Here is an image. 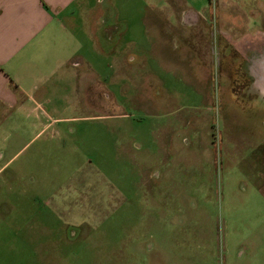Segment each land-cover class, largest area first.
I'll return each mask as SVG.
<instances>
[{
    "label": "rangeland",
    "instance_id": "obj_1",
    "mask_svg": "<svg viewBox=\"0 0 264 264\" xmlns=\"http://www.w3.org/2000/svg\"><path fill=\"white\" fill-rule=\"evenodd\" d=\"M110 2L118 31L103 65L91 53L106 81L91 112L69 109L61 136L45 105L7 130L38 152L46 188L13 193L0 264H264V87L251 61L264 0ZM86 159L97 210L73 193Z\"/></svg>",
    "mask_w": 264,
    "mask_h": 264
},
{
    "label": "crops",
    "instance_id": "obj_2",
    "mask_svg": "<svg viewBox=\"0 0 264 264\" xmlns=\"http://www.w3.org/2000/svg\"><path fill=\"white\" fill-rule=\"evenodd\" d=\"M104 2L105 0H0V136L2 134L4 140H7L6 133L10 132L8 129L16 127L20 132L23 131L24 125L18 119L45 110L44 105L59 116L54 120L59 129L56 127L53 131L58 136H61L64 125L71 122V118L64 115L69 109L81 107L84 111L91 112L90 99L93 91L103 90L106 84L102 73L98 74L93 69L91 53L95 51L98 55L96 64L103 65L109 48L113 47L110 46L112 41L107 40V35L117 30L116 25L112 26L107 22L114 18L106 17L113 11L112 3L115 1L109 5ZM253 55L251 61L254 62L256 58L255 64H252V75L255 74L253 79L262 88L264 52ZM113 81L116 82L117 79ZM262 93L264 100V91ZM102 106L101 103V108ZM34 115V125H49L40 115ZM100 117L102 116H96L98 119ZM19 137L23 141L18 134L17 139ZM12 138L13 135L9 133V143L0 141L2 233L14 226L12 221L8 222L13 193L26 197L30 194L33 198L34 195L39 197L46 188L42 177L45 175L43 161L37 158L38 152H31L32 155L28 156L29 143H12ZM36 148L44 149L41 146ZM90 163L86 159L76 168L73 193L79 196L85 194L88 197L85 205L90 200V210H97L94 206L100 203L96 202L97 198L94 202L93 197L101 195L102 192L97 189L102 191V182L100 174L95 173L97 171H94ZM262 169L264 175V166ZM93 190V194L88 193ZM262 190L261 188V192ZM26 207L24 219L29 222L35 213L29 217V206ZM31 208L34 209L32 206Z\"/></svg>",
    "mask_w": 264,
    "mask_h": 264
}]
</instances>
